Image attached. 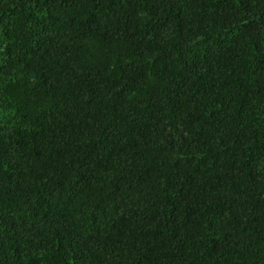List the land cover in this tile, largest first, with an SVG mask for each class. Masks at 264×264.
Masks as SVG:
<instances>
[{
  "label": "trees",
  "instance_id": "obj_1",
  "mask_svg": "<svg viewBox=\"0 0 264 264\" xmlns=\"http://www.w3.org/2000/svg\"><path fill=\"white\" fill-rule=\"evenodd\" d=\"M0 264H264V0H0Z\"/></svg>",
  "mask_w": 264,
  "mask_h": 264
},
{
  "label": "rangeland",
  "instance_id": "obj_2",
  "mask_svg": "<svg viewBox=\"0 0 264 264\" xmlns=\"http://www.w3.org/2000/svg\"><path fill=\"white\" fill-rule=\"evenodd\" d=\"M3 114L0 112V121L3 119Z\"/></svg>",
  "mask_w": 264,
  "mask_h": 264
}]
</instances>
